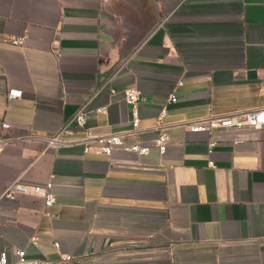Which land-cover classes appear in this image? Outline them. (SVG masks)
<instances>
[{
  "label": "crops",
  "instance_id": "crops-1",
  "mask_svg": "<svg viewBox=\"0 0 264 264\" xmlns=\"http://www.w3.org/2000/svg\"><path fill=\"white\" fill-rule=\"evenodd\" d=\"M0 34L27 36L0 41V252L9 264L18 250L71 255L63 264H264V127L210 134L189 124L264 107V0H0ZM130 87L141 90L140 131L121 138L148 144V154L106 155L97 143L84 152L87 128H128ZM64 124L71 131L46 146ZM226 134L242 140L210 153V136ZM13 181L51 182L54 203L3 197Z\"/></svg>",
  "mask_w": 264,
  "mask_h": 264
},
{
  "label": "built area",
  "instance_id": "built-area-1",
  "mask_svg": "<svg viewBox=\"0 0 264 264\" xmlns=\"http://www.w3.org/2000/svg\"><path fill=\"white\" fill-rule=\"evenodd\" d=\"M0 41L4 43H10L13 45H24L27 43V36H9L1 35ZM125 102L130 106V119L129 126L123 132H111L106 134H96L91 128L85 130L86 136L81 143L83 145V151H89L92 143L98 144V151L106 155L112 154L115 148H121L126 153H132L136 155H146L149 152V145L143 142L135 143H125L122 140V133L136 134L140 131V116H139V102L141 100V90L137 87L127 88L124 92ZM21 92L19 90H9L8 97L14 98L19 97ZM169 102H174L176 100L175 96L168 98ZM104 107L96 108V112H103ZM166 107L161 108L160 118L165 114ZM74 120L78 127H84L86 122L85 110L81 108L74 116ZM192 131H208L211 133L239 130V129H260L264 127V107H259L255 109H246L232 111L222 115H208L196 120L189 122ZM2 128H8L9 124L7 122H2ZM71 127L68 124H64L61 130L53 137L46 140L47 145L60 143V135L62 133H69ZM167 136L165 134H160L159 137L153 141V144L159 148L161 153L165 150V142ZM242 139L235 134H226L223 137H217L211 135L208 141V151L211 153L214 147L219 142H227L235 144L240 142ZM212 164V162H210ZM29 193L38 194L43 199L44 206H50L54 203L55 197L52 192V183L47 181L44 185L36 186H25L17 181L9 183L4 189L2 196L9 199H15L18 195H26ZM36 238H32L35 241ZM53 245L58 247V243L54 242ZM72 259L71 255L59 254L58 258L55 260H45V259H31L28 258L23 250H18L16 252V257L12 264H63L70 262ZM0 264H9L8 256L6 251L0 252Z\"/></svg>",
  "mask_w": 264,
  "mask_h": 264
}]
</instances>
